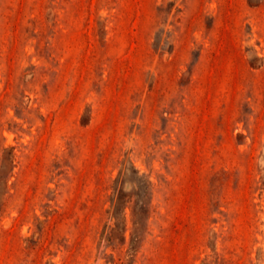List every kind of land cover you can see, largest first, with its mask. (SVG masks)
I'll list each match as a JSON object with an SVG mask.
<instances>
[{"label": "rangeland", "instance_id": "374dc122", "mask_svg": "<svg viewBox=\"0 0 264 264\" xmlns=\"http://www.w3.org/2000/svg\"><path fill=\"white\" fill-rule=\"evenodd\" d=\"M0 264H264V0H0Z\"/></svg>", "mask_w": 264, "mask_h": 264}]
</instances>
